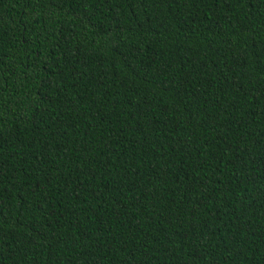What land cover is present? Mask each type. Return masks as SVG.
<instances>
[{"label":"trees","instance_id":"trees-1","mask_svg":"<svg viewBox=\"0 0 264 264\" xmlns=\"http://www.w3.org/2000/svg\"><path fill=\"white\" fill-rule=\"evenodd\" d=\"M0 264H264V0H0Z\"/></svg>","mask_w":264,"mask_h":264}]
</instances>
